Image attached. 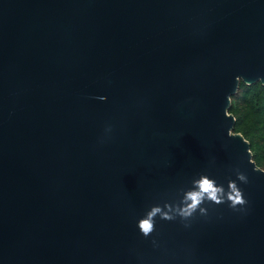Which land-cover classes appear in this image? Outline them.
<instances>
[{"label": "water", "instance_id": "1", "mask_svg": "<svg viewBox=\"0 0 264 264\" xmlns=\"http://www.w3.org/2000/svg\"><path fill=\"white\" fill-rule=\"evenodd\" d=\"M241 83L264 0H0V264H264ZM202 176L220 202L181 215Z\"/></svg>", "mask_w": 264, "mask_h": 264}, {"label": "trees", "instance_id": "2", "mask_svg": "<svg viewBox=\"0 0 264 264\" xmlns=\"http://www.w3.org/2000/svg\"><path fill=\"white\" fill-rule=\"evenodd\" d=\"M230 114L236 118L235 132L249 142L255 163L264 170V86L241 83Z\"/></svg>", "mask_w": 264, "mask_h": 264}, {"label": "clouds", "instance_id": "3", "mask_svg": "<svg viewBox=\"0 0 264 264\" xmlns=\"http://www.w3.org/2000/svg\"><path fill=\"white\" fill-rule=\"evenodd\" d=\"M238 179L247 183L246 177L241 174ZM195 186L198 188V191L188 193L186 196V200H190L191 204L187 205L181 215L190 216L192 212L200 205L203 201L204 197L209 198L210 200L219 203L218 200V192L220 189L215 187L214 181L208 179L206 176H202L198 181L195 182ZM230 190L232 191L233 195L229 197L231 201V205L235 208L237 205L244 206L246 204L245 199L243 198V193L237 188L236 184L233 182L230 184ZM159 208L153 209V211L149 214L147 219H143L139 222L138 227L141 233L144 236H148L153 231V223L152 218L160 213ZM163 219L171 220L172 217L168 216L167 214L163 215Z\"/></svg>", "mask_w": 264, "mask_h": 264}]
</instances>
